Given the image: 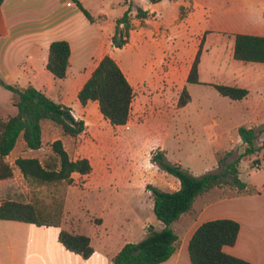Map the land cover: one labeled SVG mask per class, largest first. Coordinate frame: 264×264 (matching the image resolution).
<instances>
[{"label":"crops","instance_id":"1","mask_svg":"<svg viewBox=\"0 0 264 264\" xmlns=\"http://www.w3.org/2000/svg\"><path fill=\"white\" fill-rule=\"evenodd\" d=\"M79 1L91 13L95 19L94 23L85 17L72 0H4L0 6V80L21 88L33 86L55 102L71 108L73 116L77 120H84L86 124L90 123V112H98L99 104L89 102L84 106L80 103L78 94L106 55L113 57L119 65L124 61L131 42L123 49H116L113 47L112 38L117 20L123 17L130 7V17L137 13V9L147 12L144 28L132 31L131 41H140L139 35H136L139 33L148 44L151 39L156 40V35L165 40V34L170 30L176 36L178 46H182L191 44L192 37L196 36L194 47L197 49L189 51L190 58L195 59L202 40H206L208 34L213 32L209 30L211 10L199 0H163L156 4L147 0ZM229 5L232 6L231 1ZM182 10L185 12L184 16L181 15ZM245 13L251 17L250 29L264 30V0H258L255 8ZM248 21L249 19L246 20ZM219 33L222 37L226 35L222 31ZM237 34L251 35L245 31L231 34L232 57ZM56 41H66L71 47L70 66L63 80H56L47 70L50 46ZM156 53L152 55H157ZM200 67L201 63L199 79ZM232 67L226 84L248 90L246 98L235 101L225 97L229 100L221 99L217 106L208 102H197L195 108L190 94V103L182 108L184 111L191 108V112L194 110L198 113L201 119L211 125L210 133L216 134L212 139L217 140L208 148V154L204 155L206 159H215L219 151L233 149L235 144L242 143L238 134L240 127L264 126V64L237 61ZM200 82L203 83L201 79ZM17 114L13 94L0 85V120ZM45 122L42 123V129ZM228 128H232L236 133L234 138L230 137ZM259 138L258 146L261 147L259 141L264 139V133ZM18 142L9 157L13 156L20 146L28 149L26 143L18 146ZM167 153L165 154L168 156ZM18 158L21 157L16 155L14 161ZM175 164L181 165V162ZM238 169L241 180L248 185V191L240 192L235 189L233 195L211 200L209 197L213 190L199 197L193 209L195 218L188 225L190 231L186 232L184 237L178 234L180 240L177 252L161 264H192L189 254L191 237L202 224L221 219L234 220L240 224L236 245L225 247L224 251L250 264H264V181H244L240 167ZM153 208L154 200L151 208L154 214ZM183 218L184 216L181 219ZM178 222L174 224V230ZM151 225L157 230L164 228L158 220ZM140 227L142 233L133 226L128 231L127 240L119 242L113 248L95 247L94 236H89L95 252L90 259L85 260L82 256L66 250L59 242V232L64 228L0 220V264H114V257L126 244L139 243L146 238L148 229L143 223ZM104 229L106 228H98L95 235ZM175 232L178 233L177 230Z\"/></svg>","mask_w":264,"mask_h":264},{"label":"rangeland","instance_id":"2","mask_svg":"<svg viewBox=\"0 0 264 264\" xmlns=\"http://www.w3.org/2000/svg\"><path fill=\"white\" fill-rule=\"evenodd\" d=\"M199 1L211 10L209 30L213 32L208 34L201 51L200 79L203 83L188 86L195 108L197 102L217 106L221 99L229 100L212 85H227L231 68L237 64L231 56V34L245 31L253 36H264L261 28L250 29L251 17L245 13L254 9L258 0ZM137 14L130 17L131 32L145 26V18ZM181 15L184 16L185 12L182 11ZM219 31L226 33L225 37L219 35ZM136 35L140 41L130 40L132 45L127 49L124 61L120 62L135 90L129 123L125 127H112L99 110L97 113L93 111L90 112L87 132L76 139L63 135L59 125L46 121L42 149L30 151L18 147L14 155L7 158L14 176L0 185V203L8 200L37 203L46 211L60 205L65 212L61 227L94 236V246L100 249L113 248L126 241L133 226L142 233V223L148 229V225L157 220L151 209L153 197L149 186L167 192L179 188V181L152 161L157 153L168 152V156L165 154L168 161L173 164L181 162V166L195 176L220 170L217 169L218 156L212 160L204 158L208 148L217 140L212 139L216 134L210 133L211 125L194 110L191 112V108L187 111L179 108L194 60L189 51L197 49L194 47L197 37H192L191 44L178 46L176 36L170 30L165 34V40L156 35V40L151 39L149 44L140 33ZM228 129L230 137L234 138L236 133L232 128ZM261 129L264 133V126ZM58 139L63 141L71 159L87 158L93 165V172L83 177L76 175L77 187L66 183L37 186L27 182L15 165V156L34 157L46 163L53 156L52 144ZM23 143L20 138L18 146ZM259 144L263 148L262 154L245 159L239 165L244 181H264V139ZM244 148L242 142L235 144L233 149L219 151L218 155L224 158L231 153L229 163L242 154ZM235 189L225 184L214 190L209 199L233 195ZM194 218V210L185 215L175 225L177 234L184 237ZM103 227L106 229L95 235V230Z\"/></svg>","mask_w":264,"mask_h":264},{"label":"trees","instance_id":"3","mask_svg":"<svg viewBox=\"0 0 264 264\" xmlns=\"http://www.w3.org/2000/svg\"><path fill=\"white\" fill-rule=\"evenodd\" d=\"M85 17L92 23L95 19L79 0H72ZM152 4L163 0H147ZM4 0H0V6ZM130 9L117 20L115 34L112 38L113 47L123 49L130 43L131 20ZM183 11V10H182ZM140 18H147V12L137 9ZM205 39L198 49L189 71L186 86L182 91L179 108L186 107L191 96L188 85L201 84L199 66L201 51ZM71 47L66 41H56L50 46L47 70L56 80L66 78L70 66ZM233 58L245 63L264 64V37L237 34ZM0 85L14 96V105L18 114L0 120V185L14 176L12 166L7 158L14 151L18 139L23 136L28 149L38 151L43 147L44 121H52L62 128L63 135L79 138L88 130L84 120H77L72 109L59 104L33 86L21 88L6 84ZM206 85V84H205ZM220 95L231 100H243L249 91L228 85H212ZM135 90L119 63L110 55H106L89 80L78 94L80 103L86 106L89 102H98L99 112L112 127H122L129 123ZM263 133L261 128L240 127L238 134L245 144L242 154L234 161L227 163L232 154L224 158L218 155L217 172H207L200 176L193 175L180 164L168 161L163 152L157 153L152 161L166 173L180 182V188L174 192L163 191L149 186L154 200L153 212L164 228L157 230L151 225L147 236L139 243H128L114 257V264H161L168 261L178 250L179 235L174 224L183 216L191 213L197 199L206 193L223 186L231 185L240 192L248 191V185L240 178L241 161L259 155L262 147L258 139ZM53 156L46 163L38 158H18L15 165L24 179L37 186H49L66 183L77 187L76 175L83 177L93 172V165L87 158L71 159L61 139L52 144ZM64 208L57 205L49 211L37 203H20L13 200L0 203V220L16 221L37 226L62 228ZM56 216V218H55ZM240 233V224L230 219L213 220L202 224L193 234L189 243V254L192 264H250L248 261L234 257L224 251L225 247L236 245ZM59 242L72 253L82 256L85 260L94 255L91 238L84 234H74L61 229Z\"/></svg>","mask_w":264,"mask_h":264},{"label":"built area","instance_id":"4","mask_svg":"<svg viewBox=\"0 0 264 264\" xmlns=\"http://www.w3.org/2000/svg\"><path fill=\"white\" fill-rule=\"evenodd\" d=\"M71 114L73 115V113L71 112Z\"/></svg>","mask_w":264,"mask_h":264}]
</instances>
